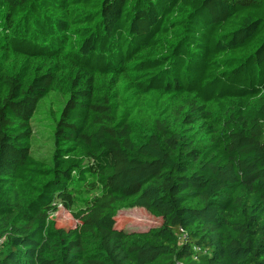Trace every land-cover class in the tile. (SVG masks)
<instances>
[{"label": "trees", "instance_id": "trees-1", "mask_svg": "<svg viewBox=\"0 0 264 264\" xmlns=\"http://www.w3.org/2000/svg\"><path fill=\"white\" fill-rule=\"evenodd\" d=\"M263 127L264 0H0V264H264Z\"/></svg>", "mask_w": 264, "mask_h": 264}, {"label": "rangeland", "instance_id": "rangeland-1", "mask_svg": "<svg viewBox=\"0 0 264 264\" xmlns=\"http://www.w3.org/2000/svg\"><path fill=\"white\" fill-rule=\"evenodd\" d=\"M64 98L58 93L51 94L47 99L43 100L37 111L34 119V128L35 135L32 140L31 149L35 155H46L49 153L51 146L50 142V129L53 128V114L58 113L63 104ZM263 140H264V127H263ZM98 191L92 193H82L76 204L68 209L61 205L58 206L55 212L50 213L49 219L52 221L57 229L61 232H64L69 227H72L76 224V221L73 218V213L80 208H83L86 204V201L98 195ZM117 226L125 230L133 231H142L150 227L158 226L160 219L143 208L140 207H131V208H122L117 212L115 217ZM3 242V241H2ZM0 244V251L4 249Z\"/></svg>", "mask_w": 264, "mask_h": 264}, {"label": "built area", "instance_id": "built-area-1", "mask_svg": "<svg viewBox=\"0 0 264 264\" xmlns=\"http://www.w3.org/2000/svg\"><path fill=\"white\" fill-rule=\"evenodd\" d=\"M2 243V240L0 239V244Z\"/></svg>", "mask_w": 264, "mask_h": 264}]
</instances>
